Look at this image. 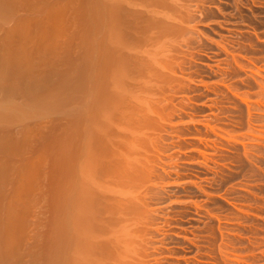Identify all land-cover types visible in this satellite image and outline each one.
<instances>
[{
	"label": "rangeland",
	"instance_id": "374dc122",
	"mask_svg": "<svg viewBox=\"0 0 264 264\" xmlns=\"http://www.w3.org/2000/svg\"><path fill=\"white\" fill-rule=\"evenodd\" d=\"M6 1L0 264H264V0Z\"/></svg>",
	"mask_w": 264,
	"mask_h": 264
},
{
	"label": "bare ground",
	"instance_id": "6f19581e",
	"mask_svg": "<svg viewBox=\"0 0 264 264\" xmlns=\"http://www.w3.org/2000/svg\"><path fill=\"white\" fill-rule=\"evenodd\" d=\"M4 1H6V0H4ZM7 1H8V0H7ZM7 1H6V2H7ZM170 1H171V0H170ZM155 2H156V1H155ZM9 3H10V2H9ZM7 5H8V2H7V4H6V3L3 2V0H0V12H1L0 14H2V15H3V14H6V13H4V12L6 11V9H9V7H7ZM114 6H115V5H114ZM166 7H167V6H166ZM10 8H11V7H10ZM115 8H116V7H115ZM3 9H4V12H2ZM10 10H11V9H10ZM8 12H9V11H8ZM166 13H167V12H166ZM8 16H9V15H8ZM146 16H147V15H146ZM155 16H156V15H155ZM2 18H3V17H2ZM190 18H191V17H190ZM146 20H147V19H146ZM168 21H169V20H168ZM177 26H178V25H177ZM151 28H152V27H151ZM168 30H169V29H168ZM10 32H12V31H10ZM138 33H139V32H138ZM157 35H158V34H157ZM160 36H161V35H160ZM148 37H149V36H148ZM168 37H169V36H168ZM112 38H113V37H112ZM116 38H117V37H116ZM174 39H175V38H174ZM154 42H155V41H154ZM174 45H175V44H174ZM136 46H137V45H136ZM156 46H157V45H156ZM163 46H164V45H163ZM114 47H115V46H114ZM21 48H23V47H21ZM112 48H113V47H112ZM158 49H159V48H158ZM161 50H162V49H161ZM1 52H2V51H1ZM23 52H24V51H23ZM25 52H26V51H25ZM0 54H1V53H0ZM22 55H23V54H22ZM6 56H7V55H6ZM23 56H24V59H27V58H25V57H26L25 54H24ZM3 57H4V56H3ZM3 57H2V58H3ZM5 58H6V57H5ZM2 60H3V59H2ZM2 60H1V63H0V64H1V65H0V67H1V68H0V71L3 72V70H1V69L3 68V63L5 62V59H4V62H2ZM8 60H9V59H8ZM21 60H22V58H21ZM144 60H145V59H144ZM18 61H20V60H18ZM25 61H26V60H25ZM25 61H21L22 66H20V65H19L20 63L18 62V63H19L18 66H20V69H19V70H21V67H22V68L24 67V70H25V69H26V70H28V69L30 70V68L27 69V68L25 67V66L29 65L28 62H27V65H26V62H25ZM138 62H139V61H138ZM167 62H168V61H167ZM10 63H11V62H10ZM6 64H7V63H6ZM6 64L4 63V66H5ZM139 64H140V63H139ZM140 65H141V64H140ZM145 65H146V64H145ZM104 66H105V65H104ZM147 66H148V65H147ZM167 66H168V65H167ZM107 67H108V66H107ZM116 67H117V66H116ZM137 67H138V66H137ZM4 68H5V67H4ZM118 68H119V67H118ZM15 69H16V65H15ZM105 69H106V68H105ZM151 69H152V68H151ZM24 70H23V71L21 70V71H22V72H25ZM139 70H140V69H139ZM2 72H0V75H1ZM22 72H21V73H22ZM101 72H102V71H101ZM105 72H106V71H105ZM154 72H155V71H154ZM25 73H27V72H25ZM25 73H24V75H26ZM147 73H148V72H147ZM2 75H3V74H2ZM21 75H22V74H21ZM21 75H20V76H21ZM24 75H23V76H24ZM144 75H145V74H144ZM111 76H112V75H111ZM115 76H116V75H115ZM24 77H25V76H24ZM105 77H106V76H105ZM158 77H159V76H158ZM0 78H2V76H1ZM95 78H96V77H95ZM113 78H114V77H113ZM117 79H119V78H116V79L114 78V80H117ZM102 80H103V79H102ZM123 80H124V79H123ZM140 80H141V79H140ZM128 81H129V80H128ZM123 82H124V81H123ZM126 82H127V81H126ZM0 83L3 85V83L1 82V79H0ZM138 83H140V82H138ZM113 84H114V83H113ZM125 84L127 85L128 83H125ZM135 84H136V83H135ZM143 84H144V83H143ZM145 84H146V82H145ZM147 85H148V84H147ZM0 86H1V85H0ZM1 87H4V86H1ZM11 87H12V86H11ZM114 87H115V86H114ZM12 88H13V87H12ZM12 88H11V89H12ZM129 88H130V87H129ZM129 88H128V89H129ZM15 89H16V88H15ZM18 89H19V88H18ZM8 90H10V88H9ZM13 90H14V88L12 89V91H13ZM12 91L10 90V91H8V93H9V92H12ZM15 92H16V91L14 90L13 93L15 94ZM125 93H126V92H125ZM96 95H97V94H96ZM126 95H127V93H126ZM8 96L11 97V96H12L11 93H9ZM13 96H14V95H13ZM4 98H5V97H4ZM135 98H136V97H135ZM9 99H10V98H9ZM38 99H39V98H38ZM7 101H8V100H7ZM114 101H115V100H114ZM130 101H131V100H130ZM8 102H9V101H8ZM12 102H13V101L10 100V102H9L10 105H9L8 107H10V106L13 107L14 105H16V107L18 106L17 104H14V102H13V104H14V105H13ZM137 102H138V101H137ZM99 103H100V102H99ZM11 104H12V105H11ZM140 104H141V103H140ZM0 105H1V104H0ZM3 105H4V104H3ZM26 105H27V104H26ZM97 105H98V104H97ZM106 105H107V104H106ZM125 105H126V104H125ZM146 105H147V104H146ZM40 106H41V105H40ZM104 106H105V105H104ZM114 106H115V105H114ZM134 106H135V105H134ZM150 106H151V105H150ZM3 107H4V106H3ZM3 107H1L2 109H0V110H1L0 112H1V113L4 112L3 114L6 115V112H5L6 110H5V109H8V111H9V108H5V107H7V104H6V106L4 107V109H3ZM14 107H15V106H14ZM14 107H13V108H14ZM16 107H15V109H17V110H20V109H21L22 112L25 110V111H24V114H25L27 108L29 109V106H28V105L26 106L27 108L24 107V108H26V109H24L22 106H18L20 109H19V108H16ZM124 107H125V106H124ZM22 108H23V110H22ZM31 108H32V107H31ZM35 108H37V107H35ZM87 108H88V106H87ZM116 108H117V107H116ZM11 109H12V108H11ZM11 109H10V111H11L12 113L15 111L14 113H15L16 115H14V117H15V116H16V117H18V116H21V117H22V116H25L26 114L28 115V113H30V111H33V112L35 111V110L32 108L33 110H30V109L27 110V112H26L25 115H24V114H21V113H20L21 115H19V114H17L18 111L16 112V110H14V109H13L14 111H12ZM37 109H39V108H37ZM37 109H36V111H37ZM97 109H98V108H97ZM122 109H123V108H122ZM139 109H140V108H139ZM2 110H4V111L2 112ZM91 110H92V109H91ZM8 111H7V115L9 114L8 117H10V115H13L12 113H11V114L8 113ZM10 111H9V112H10ZM86 111H87V110H86ZM111 111H112V110H111ZM141 111H142V110H141ZM87 112H88V111H87ZM101 112H102V111H101ZM115 112H116V111H115ZM131 113H132V112H131ZM3 114H1V115H2V116H1L2 119H4V117H5ZM117 114H118V113H117ZM7 115H6V117H7ZM93 115H95V114H93ZM111 115H112V113H111ZM99 116H100V115H99ZM108 116H109V115H108ZM8 117H7V119H8ZM102 117H103V116H102ZM12 118H13V117H11V119H12ZM85 118H86V117H85ZM93 118H94V117H93ZM145 118H146V117H145ZM5 119H6V118H5ZM9 119H10V118H9ZM9 119H8V120H9ZM13 119H14V118H13ZM83 120H84V119H83ZM96 120H97V118H96ZM133 120H134V119H133ZM5 121H6V120H5ZM93 121H94V120H93ZM100 121H101V119H100ZM131 122H132V121H131ZM134 122H135V121H134ZM137 122H138V121H137ZM76 123H77V122H76ZM114 124H115V123H114ZM100 126H101V124H100ZM138 126H139V125H138ZM134 127H135V126H134ZM134 127H133V128H134ZM91 128H92V127H91ZM93 128H94V127H93ZM89 129H90V128H89ZM129 129H130V128H129ZM106 130H107V129H106ZM138 132H139V131H138ZM95 133H96V132H95ZM95 133H94V134H95ZM82 135H83V134H82ZM91 135H92V134H91ZM117 135H118V134H117ZM97 137H98V136H97ZM126 138H127V137H126ZM27 140H28V139H27ZM125 143H126V142H125ZM84 144H85V143H84ZM90 145H91V144H90ZM129 145H130V144H129ZM82 146H83V145H82ZM130 146H131V145H130ZM117 148H118V147H117ZM119 148H120V147H119ZM83 149H84V148H83ZM115 149H116V148H115ZM130 149H131V148H130ZM84 150H85V149H84ZM134 150H135V149H134ZM91 151H92V150H91ZM7 152H8V151H7ZM118 152H119V151H118ZM108 153H109V152H108ZM111 153H112V152H111ZM116 153H117V152H116ZM92 154H93V153H92ZM100 154H101V153H100ZM119 154H120V153H119ZM128 155H129V154H128ZM90 156H91V155H90ZM91 158H92V157H91ZM94 159H95V158H94ZM102 159H103V158H102ZM118 159H119V158H118ZM132 159H133V158H132ZM90 160H91V159H90ZM93 161H94V160H93ZM113 162H114V161H113ZM119 162H120V161H119ZM82 163H83V162H82ZM87 163H88V162H87ZM106 163H107V162H106ZM134 163H135V162H134ZM80 164H81V163H80ZM91 165H92V164H91ZM91 167H92V166H89V165H87V164H86V165L81 164V166H80V172H79V173H81L82 175H84V174L89 175L90 173H92ZM104 167H105V166H104ZM127 167H128V166H127ZM97 168H98V167H97ZM90 170H91V171H90ZM115 170H116V169H115ZM121 171H122V170H121ZM106 172H107V171H106ZM108 173H109V172H108ZM109 174H110V173H109ZM129 175H130V174H129ZM88 177H89V176H88ZM114 177H115V176H114ZM121 178H122V177H121ZM131 178H132V177H131ZM88 179H89V178H88ZM91 179H92V178H91ZM67 180H68V179H67ZM85 180H86V179H85ZM88 182H89V181H88ZM123 182H124V181H123ZM127 182H128V181H127ZM129 185H130V184H129ZM94 187H95V186H94ZM123 187H124V186H123ZM81 190H82V189H81ZM86 191H87V190H86ZM94 191H95V190H94ZM82 192H83V191H82ZM102 192H104V191H102ZM117 192H118V191H117ZM80 193H81V192H80ZM92 194H93V193H92ZM100 194H101V193H100ZM115 194H116V193H115ZM130 195H131V194H130ZM98 196H99V195H98ZM79 200H81V201L79 202V206H78V222H77V225H76V226L79 228L78 231H79V230H82L81 233H80L81 238H80V236H79V237H78V241L81 243V245H80L81 247L79 246V249L82 250V251H84V246H83L84 244L82 245V243H83V241L85 240V238H87V237H88V234H89L90 237H88V238H91V239H92V237H93V236L95 237L96 234H94L93 221H92V226H90L89 224H88L89 226L87 225V223H88V219H90V218H89V216H88V217L85 216V214H86L85 203H86V202L84 203V201H83L82 199H79ZM123 200H124V199H123ZM132 200H134V199H132ZM71 202H72V201H71ZM112 202H113V201H112ZM118 203H119V202H118ZM71 204H72V203H71ZM86 204H87V203H86ZM137 204H138V203H137ZM62 206H63V205H62ZM126 206H127V205H126ZM129 207H130V206H129ZM138 207H139V206H138ZM117 208H118V207H117ZM68 209H69V208H68ZM123 210H124V209H123ZM72 211H73V209H72ZM144 211H145V210H144ZM117 213H118V212H117ZM90 214H91V213H90ZM92 216H93V215H92ZM66 217H67V216H66ZM94 217H95V216H94ZM92 218H93V217H91V219H92ZM135 219H136V218H135ZM76 221H77V220H76ZM73 223H75V222H73ZM90 223H91V222H90ZM94 223H95V221H94ZM95 226H96V225H95ZM95 230H96V229H95ZM105 231H106V230H105ZM92 232H93L94 235L91 234ZM91 235H92V236H91ZM68 236H69V234H68ZM108 236H109V235H108ZM70 237H71V235H70ZM91 239H90V241H91ZM69 240H70V239H69ZM106 240H107V239H106ZM110 240H111V239H110ZM78 241H77V242H78ZM92 241H93V240H92ZM107 242H108V241H107ZM80 243H79V244H80ZM93 243H94V241H93ZM75 244H76V242H75ZM96 245H98V242H95V246H94V244H93L94 247H96ZM73 246H74V244H73ZM77 246H78V245H77ZM101 246H102V245H101ZM94 247H93V248H94ZM99 247H100V246H99ZM99 247H98V248H99ZM88 249H89V248H88ZM120 249H121V248H120ZM117 250H118V249H117ZM67 251H68V250H67ZM76 251H77V250H76ZM91 251H92V250H91ZM121 251H122V250H121ZM128 251H129V250H128ZM69 253H70V252H69ZM99 253H100V252H99ZM123 255H124V254H123ZM71 256H72V255H71ZM83 256H84V255H83ZM91 257H92V256H91ZM97 257H98V256H97ZM128 257H129V255H128ZM78 259H80V258L78 257ZM75 260H76V259H75ZM80 260H81V259H80ZM83 261H84V260H83ZM83 261H82V262H83ZM109 261H111V260H109ZM120 261H121V260H120ZM74 262H75V261H74ZM106 262H107V260H106ZM67 263H68V262H67ZM78 263H81V262H79V260H78ZM85 263H86V262H85ZM94 263H95V262H94ZM75 264H76V263H75ZM117 264H118V263H117Z\"/></svg>",
	"mask_w": 264,
	"mask_h": 264
}]
</instances>
